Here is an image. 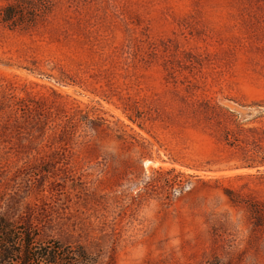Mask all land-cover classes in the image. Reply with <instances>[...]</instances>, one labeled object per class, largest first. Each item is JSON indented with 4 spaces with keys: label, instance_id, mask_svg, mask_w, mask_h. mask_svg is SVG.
<instances>
[{
    "label": "rangeland",
    "instance_id": "1",
    "mask_svg": "<svg viewBox=\"0 0 264 264\" xmlns=\"http://www.w3.org/2000/svg\"><path fill=\"white\" fill-rule=\"evenodd\" d=\"M8 5L0 216L94 264H264V0Z\"/></svg>",
    "mask_w": 264,
    "mask_h": 264
},
{
    "label": "trees",
    "instance_id": "2",
    "mask_svg": "<svg viewBox=\"0 0 264 264\" xmlns=\"http://www.w3.org/2000/svg\"><path fill=\"white\" fill-rule=\"evenodd\" d=\"M13 5L5 6L0 15L3 22L16 21ZM64 240V241H62ZM97 259L78 243L46 241L34 225L15 226L0 216V264H94ZM215 264V263H209Z\"/></svg>",
    "mask_w": 264,
    "mask_h": 264
},
{
    "label": "bare ground",
    "instance_id": "3",
    "mask_svg": "<svg viewBox=\"0 0 264 264\" xmlns=\"http://www.w3.org/2000/svg\"><path fill=\"white\" fill-rule=\"evenodd\" d=\"M145 164H147V163H145Z\"/></svg>",
    "mask_w": 264,
    "mask_h": 264
}]
</instances>
